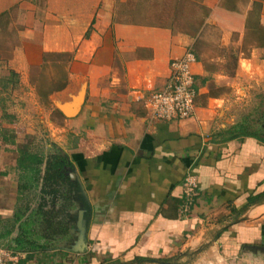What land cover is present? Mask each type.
<instances>
[{"label":"crops","instance_id":"1","mask_svg":"<svg viewBox=\"0 0 264 264\" xmlns=\"http://www.w3.org/2000/svg\"><path fill=\"white\" fill-rule=\"evenodd\" d=\"M133 1L0 0L9 66L38 82L44 127L79 178L70 236L39 238L49 246L21 251L19 264H264V140L228 132L237 102L264 83V0H199L207 12L194 29L128 20ZM189 48L194 116L151 118L143 93ZM24 173L0 154V247L16 249L23 224L40 227V198L21 203Z\"/></svg>","mask_w":264,"mask_h":264},{"label":"rangeland","instance_id":"2","mask_svg":"<svg viewBox=\"0 0 264 264\" xmlns=\"http://www.w3.org/2000/svg\"><path fill=\"white\" fill-rule=\"evenodd\" d=\"M198 2L199 0H134L131 3L133 16L126 19L153 24L163 23L174 26L175 29H194L207 12ZM7 39L6 34H0V154L7 152L18 157L19 150L28 149L46 158L55 148L50 140L51 138L54 141L49 136V126L44 127L42 121L49 109H39L42 104L39 102L36 86L38 82L22 81L20 75L10 68L9 57L12 49L10 44L6 43ZM12 39H15V35ZM261 95H264V83L261 88L256 85L250 90L248 97L237 102V122L248 116L254 127L260 125L263 121L259 105ZM258 117L261 119L256 124ZM72 171H75V168ZM42 174L43 172L22 174L20 197L23 207L37 204L39 201ZM69 242L67 240L68 244Z\"/></svg>","mask_w":264,"mask_h":264},{"label":"trees","instance_id":"3","mask_svg":"<svg viewBox=\"0 0 264 264\" xmlns=\"http://www.w3.org/2000/svg\"><path fill=\"white\" fill-rule=\"evenodd\" d=\"M201 7L205 8L203 5ZM261 96L262 100L259 105L262 109L260 113L263 115V121L261 120L260 125L254 127L251 119L247 116L229 129V138L255 136L264 140V95ZM258 118L256 124L261 119ZM53 145H55V148L46 158L28 149L19 150L18 160L25 166L27 171L32 173L43 172L40 179V202L33 213V217L35 216L34 218L37 219L41 228L32 227L31 222L30 226L27 224L28 228L24 227V224L20 227V232L16 236L17 248L15 249L20 252L27 251L28 253L30 250L47 248L50 242L45 241L43 243L39 238L54 240L56 237L66 238L70 236V225L66 212H69V209L73 208L75 203V181L70 176V172L74 169V163L70 156L64 153L58 145L55 143ZM157 260L153 257L136 256L129 261L115 259L112 262L117 264H139Z\"/></svg>","mask_w":264,"mask_h":264},{"label":"built area","instance_id":"4","mask_svg":"<svg viewBox=\"0 0 264 264\" xmlns=\"http://www.w3.org/2000/svg\"><path fill=\"white\" fill-rule=\"evenodd\" d=\"M198 57L192 48L182 56L172 59L170 73L161 89L143 93L144 105L153 119H187L195 114L199 89L192 69ZM187 193H192L196 183L186 179ZM22 252L0 247V264H19Z\"/></svg>","mask_w":264,"mask_h":264},{"label":"water","instance_id":"5","mask_svg":"<svg viewBox=\"0 0 264 264\" xmlns=\"http://www.w3.org/2000/svg\"><path fill=\"white\" fill-rule=\"evenodd\" d=\"M62 109V111L66 114V115H68V116H73L76 112H77V110H79V109H73L72 111H69L68 109H67V106L65 107V106H62L61 107ZM70 176H71V178L75 181V191H76V187H78V185H79V178L77 177V174H76V172L75 171H71L70 172ZM82 195H83V199H84V202H86V203H88V200H87V196H86V193H85V191L83 190V188H82ZM86 220L84 219V218H82V220H81V222H80V227H79V229L81 230V237H83L84 238V235H85V232H86ZM84 243V242H83ZM249 248H254V249H257V248H259V247H255V246H249Z\"/></svg>","mask_w":264,"mask_h":264}]
</instances>
